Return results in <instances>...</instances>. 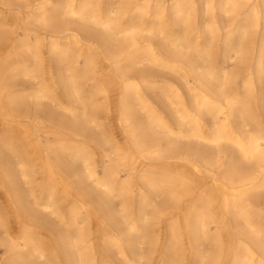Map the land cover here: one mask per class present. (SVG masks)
Listing matches in <instances>:
<instances>
[{
    "label": "bare ground",
    "instance_id": "6f19581e",
    "mask_svg": "<svg viewBox=\"0 0 264 264\" xmlns=\"http://www.w3.org/2000/svg\"><path fill=\"white\" fill-rule=\"evenodd\" d=\"M152 1L119 0L117 7L103 9L101 0H0V53L9 48L1 53L0 92L12 91L3 101L4 113L18 119L15 128L21 126L31 136L35 151L41 147L43 159L41 165L32 162L7 133L14 126L3 122L0 177L21 230L10 234L11 222L0 220V247L7 250L0 264H114L105 255L110 248L117 250L121 264H143L149 254L138 249L152 246L149 235L157 221L146 209L153 207L155 195L179 203V188L192 201L183 220L167 228L169 251L186 237L198 264H264V226L255 209L264 190V0H176L171 19L163 1L152 12ZM199 1L207 13L230 22L223 27L212 21L196 29ZM150 15L160 21L147 26L144 20ZM222 28L229 29L225 35ZM21 31H34L35 39ZM155 36L160 44L154 43ZM217 41L220 60L214 58ZM145 67L177 73L193 96L192 108L179 86H157ZM20 75L50 81L33 93L34 109L13 91ZM190 77L195 87L189 86ZM157 90L175 108L176 129L147 96ZM112 91L117 92L115 105ZM46 100L58 108L39 109ZM110 113L127 136L124 145L115 144L107 129ZM39 125L54 141L41 142ZM157 131L165 133L166 144L159 142ZM183 140L196 146L183 145ZM201 145L210 146L214 155ZM95 156L109 159L101 174ZM137 159L161 164L139 175L147 189H137L135 215L128 203L134 192L132 171L128 180L119 172ZM173 159L198 176H215V188L193 196L185 190L192 181L173 171ZM217 168L222 170L218 177L213 174ZM40 170L41 184L36 180ZM37 187L41 195H36ZM70 187L74 195L64 214ZM82 210L87 218L90 212L103 215L96 241ZM214 244L218 250L212 254ZM165 256L161 264H169Z\"/></svg>",
    "mask_w": 264,
    "mask_h": 264
},
{
    "label": "rangeland",
    "instance_id": "374dc122",
    "mask_svg": "<svg viewBox=\"0 0 264 264\" xmlns=\"http://www.w3.org/2000/svg\"><path fill=\"white\" fill-rule=\"evenodd\" d=\"M61 0H53L54 3H57ZM64 1V0H62ZM80 1V0H77ZM163 1L164 5L163 7L165 8L166 12L168 13V17L171 19L172 18V14H171V10H172V6L174 5L176 0H153L151 2V6L153 7L152 12L154 11V5L157 2ZM101 4L103 9L107 6V5H111V6H118L119 4V0H101ZM197 13H196V29L197 28H201L202 26H204L207 23H210L212 21H217L220 26H226V23L230 22L229 18L223 17V16H216L214 17L212 14L207 13L206 11V4L203 1H199L197 3ZM104 11V10H103ZM155 12V11H154ZM159 12V11H157ZM2 17V14H0V18ZM160 21L159 19H156V16H148L146 17V19L144 20V23L147 24V26H151L153 24H155L156 22ZM33 29V28H32ZM34 30H38L37 28H34ZM228 28H222V34L225 35V33L228 31ZM32 32H28V33H24V32H19L21 36H25L26 34L30 35L31 39H35V33ZM39 32V31H38ZM192 38H194V33L191 36ZM153 41L155 44H160L161 43V38L160 36H155V38H153ZM220 41L215 42V48H214V58L216 60H220ZM4 52H8L9 48L5 47ZM1 52V53H4ZM1 53H0V59H1ZM18 63H16L15 65H17ZM2 65V63H0V66ZM11 65V64H10ZM9 67V65L7 66ZM141 68H144L141 67ZM145 70L147 71V74L149 75V80L151 82H157L156 85L161 87V86H167L168 84H175L177 86H179L182 91L184 92V99L186 101V104L189 108H192V103H193V96L192 94L187 90L185 84L183 83V81L181 80V77L179 78V75L173 71H169V70H163L159 67H145ZM136 72H134V75L139 71L135 70ZM189 86L191 87H195L196 82L193 79V77L189 78ZM43 83H49L48 85H50V81L43 79L42 80H32V79H28L25 77H22L21 75L19 77H17L15 79V85L16 87L13 88V91L17 94V95H24L27 101H33L32 99V95L33 93L38 90L39 88H41ZM241 86V81L239 83V87ZM240 90V89H239ZM11 90H4L2 92H0V133L1 131L4 129L3 126V122L8 123L11 126L15 125L13 122L18 121L12 119V117H10L9 114L4 113V99L7 98L10 94H11ZM56 95L58 96L59 100L64 101L63 95L59 92L56 91ZM110 101L111 103H116L117 100V92H113L110 94ZM148 97H150V99L154 102L156 109L158 110L159 114L162 115L165 119L166 122H168L173 129L177 128V114L175 113V108L170 106L168 103V96L162 95L160 94V91H156L154 94H149L147 95ZM103 97V96H102ZM63 98V99H62ZM43 105L50 107L52 109H56L58 108L57 104L55 103H51L50 101H43L42 102ZM115 105V104H114ZM111 115L108 117V119H106L105 123L107 124V129L110 132L111 136L113 137V139L115 140V144L117 145H124V141L126 140L127 136L124 134L123 128L115 122V116L113 115V113H110ZM141 117H143L144 115H140ZM205 122L207 125H210L211 123V118L210 117H205ZM10 128V129H11ZM13 130L7 131V133H9L10 137H13L15 142L17 143V146L19 148H25L27 150V157L30 158V160L32 162H36L37 164L41 165V163H43V159L41 156V147L40 150H36L35 151V144L33 142H29L31 139V136H25L23 133V129L22 127H17ZM47 128H45V126L42 127V125H39L38 127V132H39V136H40V140L43 144H46L48 141H54V136L53 135H49L48 134ZM157 138H159V142L161 144H166L165 142V133H162L161 131H157ZM33 137V136H32ZM76 143H81L80 139H76L75 141ZM183 145H191L192 147L196 146V143L194 141H187V140H183L181 142ZM28 148V149H27ZM107 150L110 149L109 146L105 147ZM199 148H201L202 150H205L206 152H208V154L210 155H214L213 153V149L210 146L207 145H201L199 146ZM12 160V158H11ZM13 161V160H12ZM95 162L97 165V171L99 174L102 173L103 170V165L104 162H107V164H109V159H105L103 162L101 160V158H99V156H95ZM172 163V169L173 171H179L180 173H184L185 175H187V177H189V179L192 181V184L189 185L188 188H185V190H189L192 191V195L193 196H198L200 195L201 192L213 187L214 183H212V174H207V175H203L202 176H198L196 175L192 170H188L187 168H185L184 166H182L180 163H177L176 159H173L170 161ZM156 164V165H160L161 161H151V160H145V159H137L135 160V163L133 164L134 166L132 168H120V172H119V177L121 179H125L128 180L129 179V174L132 171V183L134 186V192L130 195V202H128L130 205H132L131 211L133 214H137V202H138V187L141 186V188L145 191L147 189V187L142 184L141 182H138V177L139 175L144 172V170H149V168L151 167V165ZM41 171V170H40ZM157 172H159V170H157ZM222 173V170L220 169H214L213 170V174H216L217 177ZM42 171L41 173L38 171L36 174V180H38V183L41 184L42 182ZM156 177V176H155ZM60 179V178H59ZM2 177H0V220H9L11 223V225L9 226V230L8 232L10 234H16L17 232H19L21 230V228L19 229V226L16 222H14V220H19L16 218L13 209L11 208V203H8L7 200L5 201L4 199V191H3V184H2ZM179 188V187H177ZM41 187H37L36 190V195H41ZM69 195H71L70 197H68V199L65 201V203L62 205V211L64 214H67V211L69 210L70 206H71V200H72V195H74V190L70 187L68 190ZM186 193V192H185ZM182 190V188L178 189V194L182 196L181 201L178 203H175L172 200H169L167 198V195H155L152 197V203H153V207H149L147 208V213L148 215H150L152 217V220H157L151 228V233H150V239L152 240V246H149L150 248H148V246L143 245L140 246L138 249V252H143V253H147L148 252V256L146 258H144L142 260L143 264H161L163 261V254L166 253V256L168 258H166L165 260H167L169 262V264H198L196 261V255H195V250L194 248H192L189 244L188 239L185 237L181 240V242L176 246V250L173 252L169 249H167V245L169 243V239L167 237L168 233H167V228L169 227V224L171 223H178V221L183 220L184 215L187 212V205L192 201L191 198H188L187 196H185V194ZM68 195V196H69ZM184 196V197H183ZM260 202L256 203L255 205V209H257L258 211V215H257V220H259V223L261 225L264 226V190H262L260 192ZM90 205V204H89ZM88 205V206H89ZM121 205V200L117 199L115 201V207L118 209ZM1 213L4 215L1 216ZM159 213H163V215L165 214V216H160ZM87 218V213L86 210H82V214H81V218L85 217ZM134 215V217H135ZM163 217V218H162ZM103 215L99 214L98 215H93L91 212L88 215V230L91 232V240L96 241L97 240V236L99 235V233H102L101 228V220H103ZM51 220H57V219H51ZM159 220H165L164 223L160 226L158 225ZM111 229V227H109ZM216 229V226L211 224L210 225V230L211 232H214ZM44 235V234H43ZM166 237V239H165ZM209 252L210 253H216V250H218L217 246L212 245L209 248ZM148 250V251H146ZM169 252H168V251ZM7 254V250L5 247H0V258H4ZM105 255L107 256V258H109L110 262L114 263V264H121L120 263V256L118 255V252L115 248H110L107 249V251H105ZM165 256V257H166Z\"/></svg>",
    "mask_w": 264,
    "mask_h": 264
},
{
    "label": "crops",
    "instance_id": "0c3cea01",
    "mask_svg": "<svg viewBox=\"0 0 264 264\" xmlns=\"http://www.w3.org/2000/svg\"><path fill=\"white\" fill-rule=\"evenodd\" d=\"M33 101H25V103H24V105H27V106H29V107H32L33 109L35 108V107H37L35 104H33L32 103ZM38 107H39V109H41L42 107L45 109V111H47V112H49V111H51L52 110V108H50V107H47V106H45V105H43L42 106V104L40 103V104H38ZM32 109V110H33Z\"/></svg>",
    "mask_w": 264,
    "mask_h": 264
}]
</instances>
